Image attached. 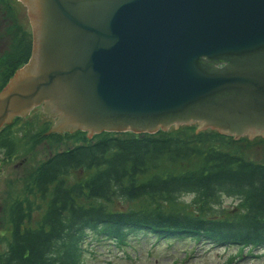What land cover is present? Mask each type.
Returning <instances> with one entry per match:
<instances>
[{
  "label": "water",
  "instance_id": "95a60500",
  "mask_svg": "<svg viewBox=\"0 0 264 264\" xmlns=\"http://www.w3.org/2000/svg\"><path fill=\"white\" fill-rule=\"evenodd\" d=\"M21 1L33 53L0 91V130L43 105L46 136H264V0Z\"/></svg>",
  "mask_w": 264,
  "mask_h": 264
},
{
  "label": "trees",
  "instance_id": "16d2710c",
  "mask_svg": "<svg viewBox=\"0 0 264 264\" xmlns=\"http://www.w3.org/2000/svg\"><path fill=\"white\" fill-rule=\"evenodd\" d=\"M31 47L8 65L0 89L30 59ZM10 126L0 131L8 154L19 140ZM71 135L75 144L41 161L7 202L0 264H84L87 243L126 248L140 233L264 250V160L246 152L261 142L193 125ZM224 196L237 199L233 208L223 206Z\"/></svg>",
  "mask_w": 264,
  "mask_h": 264
},
{
  "label": "rangeland",
  "instance_id": "374dc122",
  "mask_svg": "<svg viewBox=\"0 0 264 264\" xmlns=\"http://www.w3.org/2000/svg\"><path fill=\"white\" fill-rule=\"evenodd\" d=\"M32 31L28 8L21 0H0V84L10 70L9 61L14 58L16 52H23L26 41L32 37ZM23 65L24 63L19 64L18 69ZM42 107L43 105H39L33 108L17 123L14 119L10 122V130L15 131L19 137L14 153L8 154L4 148H0L1 245L4 244L3 234L7 229L4 212L12 195L24 188L28 175L41 161L76 142L71 134L78 130L70 135L63 133L46 138L40 135L44 129H47V132L51 130L57 120V117L46 116L41 111ZM183 125L187 124H181L179 127ZM192 125L198 130L197 123ZM174 128L177 129L173 125L168 130ZM250 140H257L263 146L249 144L246 147L247 155L257 161L264 160V136L257 135ZM190 197L187 196L188 199ZM223 200L226 209L233 208L237 202V199L228 196H224ZM130 242L128 247L121 248L110 240H93L86 245L84 264H264V250L259 248L252 252L245 249L240 253L235 245H217L205 241L198 243L187 238L160 241L156 235L143 238V233L134 239L131 238Z\"/></svg>",
  "mask_w": 264,
  "mask_h": 264
},
{
  "label": "flooded vegetation",
  "instance_id": "af4514ba",
  "mask_svg": "<svg viewBox=\"0 0 264 264\" xmlns=\"http://www.w3.org/2000/svg\"><path fill=\"white\" fill-rule=\"evenodd\" d=\"M11 44H12V42H11ZM32 44V47H31V54H30V57L32 56V53H33V31H32V37L30 38V39H28L27 41H26V44L24 45V47H23V52L22 51H20L19 53L18 52H16L15 53V55H13V59H11L10 60V57H9V62H10V65H14V64H18L21 60H23L24 58H25V55L23 56V54H25V52H26V50H27V48L28 47H30V45ZM13 45H15V43L13 44ZM24 48H25V52H24ZM12 52V51H11ZM17 55V56H16ZM23 57V58H22ZM10 70H11V68H10ZM5 81V80H4ZM0 86H1V84H0ZM2 88V87H1ZM249 135H245V137H248Z\"/></svg>",
  "mask_w": 264,
  "mask_h": 264
},
{
  "label": "bare ground",
  "instance_id": "6f19581e",
  "mask_svg": "<svg viewBox=\"0 0 264 264\" xmlns=\"http://www.w3.org/2000/svg\"><path fill=\"white\" fill-rule=\"evenodd\" d=\"M9 124H10V123H8V124H6V125H9ZM6 125H4V126H6ZM2 129H3V128H2ZM2 129H1V130H2ZM1 130H0V131H1Z\"/></svg>",
  "mask_w": 264,
  "mask_h": 264
}]
</instances>
